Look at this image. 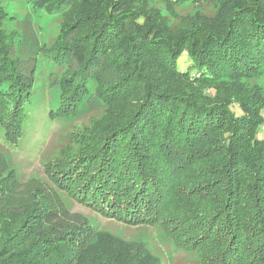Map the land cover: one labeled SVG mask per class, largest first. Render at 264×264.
Instances as JSON below:
<instances>
[{"label": "trees", "instance_id": "1", "mask_svg": "<svg viewBox=\"0 0 264 264\" xmlns=\"http://www.w3.org/2000/svg\"><path fill=\"white\" fill-rule=\"evenodd\" d=\"M8 6L0 1L6 138L28 118L40 59L65 65L58 117L79 115L88 91L89 110L103 112L44 162L54 195L126 222L153 217L198 255L193 264H264V92L247 85L264 76V0H35L46 17L60 14L49 46ZM27 183L0 151V264H161Z\"/></svg>", "mask_w": 264, "mask_h": 264}, {"label": "rangeland", "instance_id": "2", "mask_svg": "<svg viewBox=\"0 0 264 264\" xmlns=\"http://www.w3.org/2000/svg\"><path fill=\"white\" fill-rule=\"evenodd\" d=\"M0 1L9 5L6 10L15 13L14 17L17 19L27 16V19L31 21L30 26L35 29L33 35L38 39L40 46L52 44L58 31L59 13L46 17L41 11L34 9L35 0ZM159 9L161 13L167 12L165 7L159 6ZM184 12L187 11L183 10L182 13L184 14ZM7 25L9 29H13V26L8 22ZM189 64L186 57L182 55L177 62V67L184 71ZM38 69L40 72L37 73V83L34 84L31 102L24 107V110L28 109V118H25L19 138H6L5 126L0 124V151L8 157L18 180L21 183L28 181V186L22 187L25 192L30 190V194L35 192V186L49 190L53 198L59 203L63 204L64 202L71 212L86 216L91 222L90 225L95 229L108 230L121 238L142 245L144 250H149L158 256L161 264H193L198 255L186 249H179L172 240V236L163 231L159 222L152 221L153 217L150 220L153 223L149 224L126 222L122 220L123 218H117L115 215L114 217L107 216L96 209L85 206L65 193L58 192L56 196L54 195L53 189L55 187L44 171V162L54 156L61 146L71 142L72 138L76 137V133L78 134L83 128H87L103 112L102 108L99 107L89 110L86 104L90 95V91H88L82 98L80 106L78 108L73 107L77 111L82 109L79 115L70 119L65 118L66 115L58 117L57 115L63 114V100L60 97V78L58 77L65 71V65L58 67L57 64L40 59ZM54 78L57 81L56 87L54 86ZM247 85L250 90L256 88L264 92V76L250 79ZM221 90L225 91V88L222 87ZM70 108H72L70 105L67 106L68 111H71ZM234 112L237 113L238 110L234 109ZM30 179L33 181H29ZM103 264L111 263L105 262Z\"/></svg>", "mask_w": 264, "mask_h": 264}]
</instances>
